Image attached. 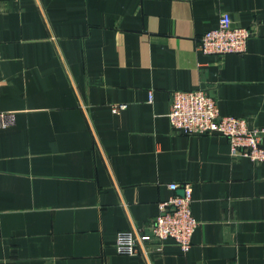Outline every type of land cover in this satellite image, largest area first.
Listing matches in <instances>:
<instances>
[{"label": "crops", "instance_id": "0c3cea01", "mask_svg": "<svg viewBox=\"0 0 264 264\" xmlns=\"http://www.w3.org/2000/svg\"><path fill=\"white\" fill-rule=\"evenodd\" d=\"M223 13L245 54L199 50ZM194 90L264 128V0H0V264H264V162L172 129ZM189 184V252H117Z\"/></svg>", "mask_w": 264, "mask_h": 264}, {"label": "built area", "instance_id": "2783aa9c", "mask_svg": "<svg viewBox=\"0 0 264 264\" xmlns=\"http://www.w3.org/2000/svg\"><path fill=\"white\" fill-rule=\"evenodd\" d=\"M251 36L246 28L234 26L228 13H223L219 26L201 38L199 50L217 58L230 54L243 55L248 50ZM122 109L123 106H118L114 111ZM168 117L173 130L187 136L221 135L227 138L233 158H248L257 164L264 162V128H253L246 120L222 116L216 100L204 90L173 92ZM178 188L177 184L170 185L172 191ZM192 203L193 187L189 184L183 196H173L160 204V215L153 222L148 239H142L138 232H122L116 240L117 252L139 255L146 245L161 250L160 246L167 240L173 241L183 252H189L200 224L193 214Z\"/></svg>", "mask_w": 264, "mask_h": 264}]
</instances>
